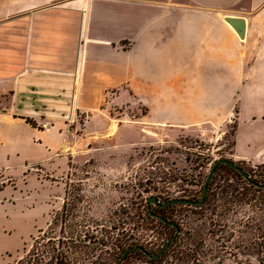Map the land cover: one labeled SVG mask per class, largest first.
<instances>
[{
	"label": "crops",
	"instance_id": "crops-1",
	"mask_svg": "<svg viewBox=\"0 0 264 264\" xmlns=\"http://www.w3.org/2000/svg\"><path fill=\"white\" fill-rule=\"evenodd\" d=\"M237 16L242 36L228 21ZM107 93L164 127L227 120L237 96L234 155L263 161L264 0H0V168L48 164L70 109ZM30 116L49 128L28 131ZM38 184L0 202V264L51 206Z\"/></svg>",
	"mask_w": 264,
	"mask_h": 264
},
{
	"label": "rangeland",
	"instance_id": "rangeland-1",
	"mask_svg": "<svg viewBox=\"0 0 264 264\" xmlns=\"http://www.w3.org/2000/svg\"><path fill=\"white\" fill-rule=\"evenodd\" d=\"M113 96L107 93L91 110L70 109L62 148L54 152L48 164H21L14 168L16 171L14 166L0 168L2 203L28 192L31 185L38 186L39 182L44 184L43 190L51 191V200H46L51 206L36 220L32 232L8 264H15L25 256L44 232V243L48 239L57 243L60 237L66 242L77 236L83 245L91 247L94 239L106 240L114 235V223L125 209L143 222L146 198L151 195L161 202L173 198L197 199L203 179L219 158L233 160L250 177L264 182V160L247 162L234 155L241 105L237 96L230 102L231 114L227 120L220 114L212 123L191 127L144 122L146 111L138 103L133 99L126 103L122 99L114 104ZM22 123L28 131L32 126L40 130L49 128L47 120H35L31 116ZM241 131L248 132L247 123L242 124ZM228 173L227 168L218 167L213 175V187L232 182L231 177L226 179ZM165 214L168 217L176 214L184 221L193 216L187 207ZM152 224L157 231L161 230L159 225ZM5 230L0 234L4 235ZM84 234L93 239L85 238ZM160 241L153 240L156 245ZM155 244L149 248H155ZM100 251L83 260V264H111L109 254H104L106 259H99ZM236 253L224 252L216 264H257L254 257Z\"/></svg>",
	"mask_w": 264,
	"mask_h": 264
},
{
	"label": "trees",
	"instance_id": "trees-1",
	"mask_svg": "<svg viewBox=\"0 0 264 264\" xmlns=\"http://www.w3.org/2000/svg\"><path fill=\"white\" fill-rule=\"evenodd\" d=\"M218 167L228 169L231 176L227 174L226 179L231 177L232 182L213 187V174L205 201L198 207L178 204L154 208L150 206L148 210L145 205L143 222L140 217L125 209L114 223V235H109L106 240H92L91 247L83 245V240L77 236L74 240L71 236V240L66 242L60 237L57 243H52L47 238L44 243V232L15 264H83V260L94 256L98 250H101L99 259L104 260V254H109L111 264H117L124 251L136 246L140 248L129 251L119 264H216V259L222 257L224 252L237 254L236 251L254 257L257 264H264V188L253 184L264 182L252 177L247 181L233 168L224 164ZM166 200L168 199L164 201ZM185 207L190 208L193 214L185 221L176 214L171 217L165 214ZM149 211L174 222L178 228V233L156 258L149 257L148 254L157 253L175 234V228L163 223L157 216H151ZM152 223L159 225L161 230L157 231ZM134 230L137 233H132ZM163 234L165 237H162ZM84 236L93 239L92 236ZM153 240L161 241L156 245ZM214 242L218 244L214 245ZM152 244H155V248H149Z\"/></svg>",
	"mask_w": 264,
	"mask_h": 264
},
{
	"label": "water",
	"instance_id": "water-1",
	"mask_svg": "<svg viewBox=\"0 0 264 264\" xmlns=\"http://www.w3.org/2000/svg\"><path fill=\"white\" fill-rule=\"evenodd\" d=\"M228 21L234 26V28L236 29V31L238 32L239 35L242 36L243 34V28H244V21L242 19H233V18H228ZM220 164H224V165H227L231 168H233L235 171H237L245 180L247 181H250V176L249 174L242 168L240 167L236 162H234L233 160H230V159H226V158H219V159H216L213 164L211 165L207 175H206V178H205V181L203 183V187H202V190H201V193H200V196L198 199L196 200H193V199H188V198H173V199H168L164 202H160V200L154 196V195H151L149 197L146 198V206L148 208V210L150 209V206L151 204H153L154 206H157V207H166L168 205H178V204H185V205H191V206H200L204 203L205 201V198H206V194H207V191H208V188H209V182L212 178V175L214 174V171L215 169L217 168L218 165ZM256 187H262L264 188V183L260 184V183H253ZM149 214L151 216H157L153 213H151L149 211ZM161 221H163V223H167L169 224L170 226L174 227L175 228V234L170 238L168 239V241L165 243V245H163L161 247V249L155 253L154 255H150L148 254L149 257H152V258H156L158 257L165 249L166 247L168 246V244L170 243V241L172 240V238L178 233V228L176 226V224L174 222H170L168 221L167 219H165L164 217L162 216H157ZM134 248H140V246H136V247H131L130 249L124 251V253L121 255L119 261L117 264L120 263V261L125 257V255L133 250Z\"/></svg>",
	"mask_w": 264,
	"mask_h": 264
}]
</instances>
